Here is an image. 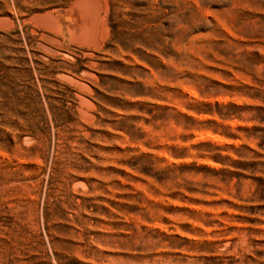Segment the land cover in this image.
<instances>
[{"label": "rangeland", "instance_id": "rangeland-1", "mask_svg": "<svg viewBox=\"0 0 264 264\" xmlns=\"http://www.w3.org/2000/svg\"><path fill=\"white\" fill-rule=\"evenodd\" d=\"M0 264H264V0H0Z\"/></svg>", "mask_w": 264, "mask_h": 264}, {"label": "bare ground", "instance_id": "bare-ground-1", "mask_svg": "<svg viewBox=\"0 0 264 264\" xmlns=\"http://www.w3.org/2000/svg\"><path fill=\"white\" fill-rule=\"evenodd\" d=\"M87 3H88V2H87ZM83 4H85V3H83ZM83 4H80V6L83 5ZM88 4H89V3H88ZM91 5H92V4H91ZM95 6H96V5H95ZM77 7H78V6H77ZM84 7H86V5H85ZM87 7H88V5H87ZM89 7H90V5H89ZM80 8H81V7H80ZM95 8H96V7H95ZM81 9H82V8H81ZM85 9H86V8H85ZM92 9H94L93 6H92ZM78 10H79V8H78ZM94 10H95V9H94ZM94 10H93V12H94ZM96 10H98V9H96ZM82 12L84 13L85 11H82ZM87 12H89V9H88ZM87 12H85V13H87ZM85 13H84V14H85ZM90 13H91V12H90ZM97 13H98V12H97ZM97 13H95V16H94V13H93V18H94V19H95V17H97V15H96ZM82 15H83V14H82ZM85 17H86V16H85ZM89 17H90V16H89ZM74 20H76V19H73V18H71V17L68 18V22H69L70 24H73V25H74V22L76 23V21H74ZM93 21H94V20H91V19H90L88 23L92 22L93 25H97V23L95 24V22H97V18L95 19V22H94V23H93ZM55 22H56V21H55ZM90 24H91V23H90ZM90 24H85V26H87V28H86V27L83 26L84 23H82V26H81V30H82V32H81V33H83L84 31L88 30V31H89V34H90V36H89L88 32H85L86 34L84 33L83 35L81 34V37L83 36L84 39H85L86 37H87V38L90 37L89 39H91V37H94V34H95V33H94L95 30H94V28H93L94 26H92V25H90ZM104 24H105V23H104ZM76 25H77V24H76ZM102 25H103V24H102ZM82 27H83L84 29H83ZM90 27H92V29H91ZM95 27H96V26H95ZM105 27H106V25H105ZM89 28H90L91 32H90ZM105 29H106V28H105ZM92 31H93V32H92ZM91 34H93V35H91ZM87 35H88V36H87ZM105 35H106V34H105ZM94 38H95V37H94ZM91 40H92V39H91ZM91 40H90V41H91Z\"/></svg>", "mask_w": 264, "mask_h": 264}]
</instances>
